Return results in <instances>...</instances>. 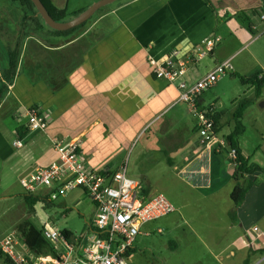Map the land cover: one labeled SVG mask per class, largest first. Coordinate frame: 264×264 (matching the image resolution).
<instances>
[{
	"label": "crops",
	"instance_id": "obj_1",
	"mask_svg": "<svg viewBox=\"0 0 264 264\" xmlns=\"http://www.w3.org/2000/svg\"><path fill=\"white\" fill-rule=\"evenodd\" d=\"M210 2L211 6L203 0H116L104 6L85 27L71 34L55 35L40 28L38 35L26 36L21 65L0 101V162L10 160L17 153L26 155L32 151L37 159L23 170L26 175L36 167L57 160L53 139L79 138L82 157L90 168L114 171L126 161L116 168L104 167L110 155L129 150L143 136L141 152L163 156L167 165L193 179L194 186L210 188L215 183L218 188L225 187L224 192L230 198L235 181L227 149L211 150L199 143L194 117L188 116L191 113L185 103L177 101L176 84L157 78L148 62L149 58L162 61L166 57L173 61L185 60L187 56H182L176 49L178 46L183 45V50H187L188 42L197 45L205 37L216 35L220 41L207 56L210 62L201 68L200 62L205 57L190 66L187 72L190 81L227 59L231 69L219 80L234 77L232 73L248 76L260 71L264 74V44L250 50V45L257 40L251 38L252 33L237 17L244 11L253 28L254 22H259L256 11L264 9V0ZM61 4L58 8L65 7L71 15L90 3H83L73 11ZM173 51H176L174 56ZM204 95L205 91L199 99L201 105H211V102L205 104ZM215 96L218 101L214 106L220 103V93L216 92ZM253 106L251 101L245 107L242 123ZM30 108L42 113L48 124L44 130L28 132L20 139L15 132L21 125L27 126L26 112ZM215 111L217 125L221 126L222 111L216 107ZM252 111L256 135L250 144L244 145L245 127L238 142L250 162L264 167V117ZM8 119L10 124L6 123ZM17 139L22 140L21 147L13 145ZM2 173L0 167V200L22 199L24 193L18 180L6 186ZM253 177L256 184L248 189L235 222L228 217L231 200L222 209L227 217L224 228L219 224L221 208L212 198L200 209L199 229L194 230L186 255L188 264H223L225 260L244 264L246 259L249 264H260L263 261L256 256L264 254L261 251L264 240L254 239L251 233L253 229L264 232V174L256 173ZM216 192L215 189L212 193ZM93 211V207L86 210L87 223ZM43 218L54 224L52 216L44 214ZM142 227L140 234L144 232ZM12 229L15 228L0 229V238ZM157 230L161 232L160 228ZM244 238L253 244L247 246ZM170 246L177 250L179 242L171 241ZM135 249L134 244L130 258ZM0 264H8L1 252Z\"/></svg>",
	"mask_w": 264,
	"mask_h": 264
},
{
	"label": "built area",
	"instance_id": "obj_2",
	"mask_svg": "<svg viewBox=\"0 0 264 264\" xmlns=\"http://www.w3.org/2000/svg\"><path fill=\"white\" fill-rule=\"evenodd\" d=\"M256 14L259 22H254L253 28L264 32V9H258ZM219 41L216 35L205 37L189 49L185 60L148 59L157 78L176 84L177 101L185 103L194 117L199 143L211 150L222 149L226 143L218 136L214 104L202 106L199 99L228 73L230 59L215 64L193 81L187 78V72L190 66L209 56ZM26 116L29 132L44 130L48 124L46 117L35 108L28 109ZM13 145L21 147L22 140H14ZM53 146L57 160L36 167L21 176L17 184L23 193L46 196V201L51 203L74 189L83 191L94 208L87 227L75 235L70 230L54 228L48 219L42 221L38 228L51 245V252L47 254L30 250L16 229H12L0 238V252L13 264H130L142 225L177 208L164 194L146 192L140 180L128 175L126 162L114 171L90 168L82 157L79 138H56ZM229 156L234 157V151ZM251 236L264 240L261 231L253 229ZM244 241L247 246L253 244L247 238Z\"/></svg>",
	"mask_w": 264,
	"mask_h": 264
},
{
	"label": "rangeland",
	"instance_id": "obj_3",
	"mask_svg": "<svg viewBox=\"0 0 264 264\" xmlns=\"http://www.w3.org/2000/svg\"><path fill=\"white\" fill-rule=\"evenodd\" d=\"M95 1L97 0H55L58 7L63 3L61 6L66 5L69 11L78 9L79 5L83 3L92 4ZM100 12L93 14L91 19ZM23 15L24 12L17 2L0 0V76L2 69L7 66V49L14 45L18 32L26 29L28 32L34 31L35 35H38V32L33 29L34 26L30 20H27L26 24L23 23ZM251 38L257 41L250 45V50H254L264 44L263 31H255V33L251 34ZM206 62H210V57L200 62L201 68H205ZM249 86L247 84L243 85L237 77L226 76L223 81L219 80L213 87L205 90V104L210 102L217 104L218 100L215 93H220V103L215 106L216 109L222 111L221 126L219 123L217 125L219 137L222 135L226 136L232 131L234 127L233 113L241 98L249 97L254 104L252 110L260 113L262 118L264 117V88L256 96L253 88L248 89ZM252 110L243 121L247 128L242 138L244 145L250 144L256 135V130L252 126ZM188 116L192 118L191 114ZM6 123L10 124L11 120L8 119ZM142 142H144L143 136L134 142L129 150L124 149L123 151L113 152L104 163V167L116 168L126 161L127 173L130 177L140 180L146 192L164 194L177 209L173 213L143 225L142 229L144 232L136 238V249L130 258V264H188L186 255L188 247L193 241L192 238H194V230L199 229L200 209L212 198L221 208V221L219 224L224 228L227 217H225L222 209L226 204H230V198L226 191L224 192L225 187L218 188L215 183L210 188L194 186L193 179L167 165L163 156H159L156 153L141 152L139 147ZM262 142L264 146V141ZM36 159V153L31 151L26 155L17 153L10 160L0 162V167L3 169L2 182H4V185L8 186L19 180L23 175V170L33 164ZM215 189L217 192L212 193ZM1 190L2 188H0V194ZM39 201L43 203L44 208L41 207ZM43 201V199H39L33 207L29 208L23 196L22 199L13 197L8 199V201L0 200V229L16 228L18 222L26 219L34 222L38 227L42 221L47 220L43 218L44 214L53 217L54 224L52 225L54 228L67 229L75 235H80L87 227L88 214L86 210L92 209V206L83 191L74 189L66 194L65 197L56 199L54 203L49 202V205ZM12 220L13 222H11ZM158 228L161 229V232H158ZM171 241H178L179 249L173 250L172 246H170ZM256 257L257 260L263 259L260 264H264V254ZM223 264L233 263L225 260Z\"/></svg>",
	"mask_w": 264,
	"mask_h": 264
},
{
	"label": "trees",
	"instance_id": "obj_4",
	"mask_svg": "<svg viewBox=\"0 0 264 264\" xmlns=\"http://www.w3.org/2000/svg\"><path fill=\"white\" fill-rule=\"evenodd\" d=\"M10 1L17 2L23 10V23L26 24V21L30 20V22L34 26V30L38 31V29L44 28L55 35L71 34L72 32L85 27L92 18L91 17L80 25L67 30H55L48 27L43 22L41 16L39 15L36 7L34 6L31 0ZM41 1L50 13V15L56 21L59 22L69 20L78 12H80H73L71 15H68L65 7L58 8L52 0ZM203 1L210 6L212 5L210 0ZM102 9L103 7L100 8L98 11H101ZM253 10H255V8ZM237 17L240 23L246 29H248L252 34L255 33V30L252 28L250 19L248 16L245 15L244 11L238 13ZM28 35H35V32H28L26 29L20 30L16 36V41L14 45L7 49V66L2 69L0 76V101L7 92L9 86L12 84L18 66L21 65L20 55L22 51L23 39ZM35 64H37V62ZM232 76L237 77L243 84L252 85L254 89V94L256 96H258L261 92V89L264 88V74L260 71H257L248 76L240 75L238 73H232ZM250 103L251 99L247 97L241 98L238 101L236 110L233 113L234 127L230 133L224 136L226 143L225 148L227 149L228 153L234 151V157L229 156V162L233 164L232 178L235 181V185L230 193L232 208L228 211V217L232 222H235L237 220V210L244 202L248 189H250L256 184L255 177L251 178V176L256 173L264 174V167H261L257 163L250 162L249 158L242 152L238 142L239 136L244 132L245 129V126L242 123V113L245 107ZM214 118L217 123V114H215ZM28 132V127L25 125H21L19 128L16 129L15 134L16 137L21 139ZM22 196L29 208L33 207L39 199H43L45 202H47V205H49V202L46 201V196L32 195L27 193L22 194ZM15 229L18 232L20 239L26 244V246L30 250H33L38 254H47L51 252V245L47 240L43 238L39 228L31 220L26 219L21 221L19 224L16 225ZM6 262L8 264H13L8 258H6ZM244 264H249V260L246 259L244 261Z\"/></svg>",
	"mask_w": 264,
	"mask_h": 264
},
{
	"label": "water",
	"instance_id": "obj_5",
	"mask_svg": "<svg viewBox=\"0 0 264 264\" xmlns=\"http://www.w3.org/2000/svg\"><path fill=\"white\" fill-rule=\"evenodd\" d=\"M36 7L39 15L41 16L43 22L50 28L55 29V30H67L70 28H73L75 26L80 25L81 23L85 22L86 20L90 19L93 14H95L100 8L116 1V0H97L87 6L85 9L81 10L78 12L75 16H73L71 19L66 20V21H56L48 12L44 4L42 3L41 0H31ZM188 48L190 49L193 44L188 42ZM176 49L181 51L182 56L187 55L189 52V49H184L183 50V45L178 46Z\"/></svg>",
	"mask_w": 264,
	"mask_h": 264
}]
</instances>
